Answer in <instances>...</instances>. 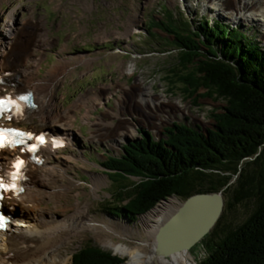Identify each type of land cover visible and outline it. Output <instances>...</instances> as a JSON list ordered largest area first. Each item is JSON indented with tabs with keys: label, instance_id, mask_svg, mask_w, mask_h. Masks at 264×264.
<instances>
[{
	"label": "rangeland",
	"instance_id": "rangeland-1",
	"mask_svg": "<svg viewBox=\"0 0 264 264\" xmlns=\"http://www.w3.org/2000/svg\"><path fill=\"white\" fill-rule=\"evenodd\" d=\"M209 3H211L209 0H0V62L7 47L2 45L7 30L17 29L30 20H35L38 25L31 33L39 34L36 30L40 29L42 41L43 38H48L42 44H46L48 40L52 43L50 47L44 46V54L40 50L33 51V58L43 55L44 63L42 62L37 77L38 79L48 77L50 81L59 80L53 116L72 110L79 104L81 98L85 100V106L80 112L76 111V118L71 120V131L65 132L72 137L74 146H68L52 161L55 165L70 163L71 167L65 171L74 181L75 190L60 201L54 199L51 192L57 191L60 184L69 182L63 180L62 174L60 176L58 172L60 176L58 184L45 186V192L48 191L49 194L42 196L39 208L32 210L20 201L15 203V214L23 211L22 213L25 212L30 220L39 222L41 221L39 214L43 210L53 214L58 220L76 215L79 211H88L87 218L93 219L94 223L91 225L89 221L86 227L83 223L75 234L66 238L63 245L54 251L50 259L55 256L56 260L63 262L62 264H72V256L86 245L112 253L124 260L122 264L131 259L128 256H121L116 251L119 245L132 251L151 254L154 248V244L151 243H154L155 239L154 236H149L143 224L139 223L142 216L136 221L129 222L123 217L109 215L106 209L107 203L114 199L118 187L126 184V190H131L132 185L127 181L115 183L107 176L108 172L100 167L106 164L107 157H120L121 151H116L126 142L122 134L131 136L129 137L131 139H138L137 132L130 134L105 131L111 126L116 127L120 119H127L125 121L136 131L140 128L149 129L156 134L157 139L159 130L154 129V124L150 121L161 116L163 123L161 128L177 123L176 126L185 124L203 133L214 129L215 122L211 114L219 113L224 103L206 96L204 89L199 90L192 98L183 91L177 76L170 72L178 61L179 49L170 44L174 36L165 31V26L188 23L194 30L202 18L208 19L211 23L222 21L226 26L242 31L249 40L259 43L262 48L264 27L259 23L234 21V18L223 14L217 6ZM167 10L172 16L167 15ZM10 16L13 17L12 20ZM155 21L161 24L158 28H152ZM149 29L150 33L154 34L149 35L147 31ZM60 59L68 61L67 65H61ZM9 61L15 62L13 58ZM139 82L144 86L141 88L144 90L143 100H138V106L142 111L137 107L134 114L130 109L122 110L118 105L120 100L125 101L126 98L127 106H130L132 98L136 100L139 97L141 89L138 88L141 84L136 85ZM122 86L137 89L133 88L130 95L125 97V91L121 90ZM99 88L108 90L107 96L106 94H102L101 98L97 96ZM155 97L161 102L160 105L155 102L154 106L142 109V104L146 106L144 100ZM109 110L113 111L114 115L106 118ZM87 111L90 113V122L85 117ZM135 113L146 117L147 122H142V118ZM103 118L107 123L105 127L94 126V123ZM31 124L38 130L46 128L53 130L51 124L40 123L38 119ZM103 128L106 129L101 131ZM173 133L177 134V131ZM71 155H76L78 162L69 160L68 156ZM94 176L99 177L96 179ZM178 201L182 202L179 198ZM229 202L232 205L227 208L225 204L213 240L223 237L225 232L231 229H236L257 207V200L254 197L241 203H234V199L229 195L225 203ZM162 203L157 204L148 214ZM216 227L217 225L210 234ZM204 242L201 241L193 247L186 254L185 260L200 264L207 256ZM164 260L169 261V264H177L176 258Z\"/></svg>",
	"mask_w": 264,
	"mask_h": 264
},
{
	"label": "trees",
	"instance_id": "trees-1",
	"mask_svg": "<svg viewBox=\"0 0 264 264\" xmlns=\"http://www.w3.org/2000/svg\"><path fill=\"white\" fill-rule=\"evenodd\" d=\"M167 15L172 16L169 11ZM165 31L174 36L169 43L179 49L170 72L183 91L192 98L204 89L206 96L221 100L224 106L219 113L212 112L215 127L207 135L175 126L177 134L171 132L166 142L175 152L163 149V142L143 141L138 143L144 144L143 149L128 151V159L115 160L108 167L115 171L110 178L132 186L131 190H126V184L118 187L106 209L133 222L172 197L185 201L196 194L221 191L224 200L231 195L234 203L254 197L257 207L240 226L213 240L218 222L202 240L207 256L200 264H264V48L222 21L202 18L194 30L188 23H173ZM149 144L160 148L149 149ZM132 177L140 181L133 182ZM123 262L91 245L73 258V264Z\"/></svg>",
	"mask_w": 264,
	"mask_h": 264
},
{
	"label": "bare ground",
	"instance_id": "bare-ground-1",
	"mask_svg": "<svg viewBox=\"0 0 264 264\" xmlns=\"http://www.w3.org/2000/svg\"><path fill=\"white\" fill-rule=\"evenodd\" d=\"M209 2H211L209 4L212 6H217L218 10L223 12V14L234 18V21L259 23L264 27V0H209ZM10 19L12 20L13 17L10 16ZM37 25L38 24L35 20H30L29 23H25L17 29L7 30L5 38L2 42V45L4 44L7 47L6 49L4 48L5 50L3 51V57L0 62V71L4 72L6 70H13L16 72L18 88L21 90L30 89L34 92L38 107L29 117V122H33L35 119H38L40 123L51 124L50 127L54 130L62 132L71 131V120L76 118L75 112H80L85 106V100L81 98L79 104L77 103L78 105H76L72 110H66L59 113L57 116H53L57 83H59V80H57L58 76H56L55 79L57 81H50L47 79L48 77L43 79H38L37 77L42 59L35 60L37 61V64H34L35 61H33V51L37 52L40 50L43 51L44 54V46H52V43L49 42V40L46 44H42L43 41L48 38L45 37L42 41L40 35L42 31L40 29L36 30L39 34L31 33L32 28ZM12 57H14L15 62L9 64V59ZM29 61H31L30 64H28ZM59 63L61 65H67L68 61L60 59ZM141 83L142 82H139L136 85H140ZM142 84L139 86V90L142 87L144 88ZM133 88L122 86L121 90L125 91L124 96L128 97L133 91ZM107 92L108 90L106 89H100V91L97 92V96H100L101 98V95L106 94ZM143 92L144 90L141 89L138 94L139 97L136 99L137 101L132 98L133 100L129 102L130 106H127L128 102L126 101V98L125 101L120 100L118 105H120L124 111H126V109H130L133 114L136 111V107L142 111L138 106V100H143ZM158 101L159 99L157 97L151 100L146 99L143 101V103H146V106L142 104L141 107L142 109H148L150 105L154 106L155 102ZM160 104L161 102L157 103V105ZM168 108L170 107L168 106ZM135 114L138 115L139 118H142V122H147L146 117L143 118V115L141 116V114ZM113 115L114 112L109 110L105 117L108 118ZM85 117L87 121L90 122L89 111H87ZM160 118H162V116ZM160 118L151 119L150 123L152 122L154 124V129H161L163 123ZM125 120L127 119H120L119 124L116 127L111 126L105 132L110 133L112 131H121L122 133H135V129L132 128ZM106 124L107 123L103 118L94 123V126L105 127ZM105 129L106 128H103L101 131H104ZM44 156V164L41 167H38L34 173L30 175V181L27 183L26 192L19 198L23 204H27V206L32 208V210L40 207L43 195L45 196V194H49L48 191L45 192V186L48 187V185L52 184L57 185L61 174L63 176L62 178H64L63 180H68L69 182L66 184H60L57 191L55 190L51 192L55 197L54 199H59L60 201L61 198L68 197L72 191L75 190L74 181L70 178L69 173L65 171V169H69L71 167L70 163L63 162L62 164L57 165L52 163V161L57 158V155L56 152H52L50 149H46L44 151ZM10 157L11 154L7 152L3 155V158L7 160L10 159ZM68 158L72 162H78V157L76 155L68 156ZM58 172H60V176L58 175ZM94 177L97 179L99 176ZM180 203L181 202L178 201V198L176 197H172L170 201H163L161 206H158L149 214H145L147 216L143 215L144 217H141L139 223L143 224L148 232V235L152 237L155 235L159 226L177 211L180 206L178 204ZM22 212L17 213L15 215L16 219L9 225L8 230L5 233L0 234V264H62L63 262L56 260L55 256L50 259L54 251L63 245L66 238L75 234L77 229L83 223H85V227L89 221H91V225L94 223L93 219L87 218V210L79 211L77 214L75 213L76 215L62 220H58L53 214L43 210L42 212L40 211L41 213L39 214V219L41 220L40 222L37 220H30L26 213ZM152 244H154V248H152L150 255L138 250L132 251L131 249L120 245L119 247H116V251L121 256H128L131 259V261L124 264H169L170 262L164 260L165 258H176L177 264H196L195 261L192 263L185 260L186 254L190 251L179 252L170 257H160L155 254V241L154 243H151V245ZM49 259L51 261H49Z\"/></svg>",
	"mask_w": 264,
	"mask_h": 264
},
{
	"label": "water",
	"instance_id": "water-1",
	"mask_svg": "<svg viewBox=\"0 0 264 264\" xmlns=\"http://www.w3.org/2000/svg\"><path fill=\"white\" fill-rule=\"evenodd\" d=\"M224 207L223 191L196 194L182 201L177 211L156 230L155 254L170 257L179 252H189L211 233Z\"/></svg>",
	"mask_w": 264,
	"mask_h": 264
},
{
	"label": "flooded vegetation",
	"instance_id": "flooded-vegetation-1",
	"mask_svg": "<svg viewBox=\"0 0 264 264\" xmlns=\"http://www.w3.org/2000/svg\"><path fill=\"white\" fill-rule=\"evenodd\" d=\"M164 135H167V132L166 131H164V134H161L160 136L161 137H164ZM140 136V137H139ZM138 136V140L139 141H148V139H149V137L148 136H146V133L145 132H141V135H139ZM147 137V138H146ZM149 147V149L151 148V147H154V148H160V146L163 148V149H167V147L166 146H164V145H160V146H158V145H151V144H149L148 145ZM144 148V144H135V145H131V146H128V149H129V151H133V150H137V149H143ZM123 153H125V151L123 150Z\"/></svg>",
	"mask_w": 264,
	"mask_h": 264
},
{
	"label": "snow or ice",
	"instance_id": "snow-or-ice-1",
	"mask_svg": "<svg viewBox=\"0 0 264 264\" xmlns=\"http://www.w3.org/2000/svg\"><path fill=\"white\" fill-rule=\"evenodd\" d=\"M17 167H19V165H17ZM0 187H4V185L3 184H0ZM13 187H14V185H13Z\"/></svg>",
	"mask_w": 264,
	"mask_h": 264
}]
</instances>
